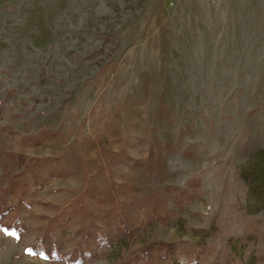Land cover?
I'll return each instance as SVG.
<instances>
[{
	"label": "rangeland",
	"instance_id": "rangeland-1",
	"mask_svg": "<svg viewBox=\"0 0 264 264\" xmlns=\"http://www.w3.org/2000/svg\"><path fill=\"white\" fill-rule=\"evenodd\" d=\"M131 259L264 264V0H0V264Z\"/></svg>",
	"mask_w": 264,
	"mask_h": 264
},
{
	"label": "trees",
	"instance_id": "trees-1",
	"mask_svg": "<svg viewBox=\"0 0 264 264\" xmlns=\"http://www.w3.org/2000/svg\"><path fill=\"white\" fill-rule=\"evenodd\" d=\"M118 223H119V226L121 227V229H123L122 231H128L127 228H124V226L122 225L121 222H118ZM53 241L56 242L57 239L54 237V240H53ZM132 261H133V259L129 260L127 264H132V263H131Z\"/></svg>",
	"mask_w": 264,
	"mask_h": 264
}]
</instances>
